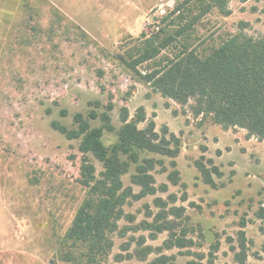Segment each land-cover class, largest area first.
<instances>
[{
  "label": "rangeland",
  "instance_id": "374dc122",
  "mask_svg": "<svg viewBox=\"0 0 264 264\" xmlns=\"http://www.w3.org/2000/svg\"><path fill=\"white\" fill-rule=\"evenodd\" d=\"M182 1L0 0V264H84L83 249L64 239L89 196L79 180V139H67L51 122L74 128L75 113L108 105L115 129L125 107L128 120L142 116L138 128L152 121L159 134H175L180 146L174 156L140 153L155 161L153 193L143 194L131 181L133 165L122 175L123 217L99 264H150L161 255L165 264H238L240 232L245 263L264 264V138L193 115L192 101L180 106L162 97L121 59L142 32L151 34L149 25L164 26L162 16ZM228 8L226 15L213 7L201 16L185 30L184 42L204 51L239 32L264 33V0H229ZM190 10L169 27L198 12ZM102 139L110 145L116 134L104 130ZM88 157L100 177L102 164ZM198 164L218 170L211 173L213 185ZM161 210L175 220L171 232H184L191 244L167 249L169 230L144 228ZM69 250L73 261L64 257Z\"/></svg>",
  "mask_w": 264,
  "mask_h": 264
},
{
  "label": "trees",
  "instance_id": "16d2710c",
  "mask_svg": "<svg viewBox=\"0 0 264 264\" xmlns=\"http://www.w3.org/2000/svg\"><path fill=\"white\" fill-rule=\"evenodd\" d=\"M228 3L229 0H183L162 16L160 22H165L164 26L149 25L153 28L151 34L147 36L142 32L135 39L136 44L128 58L123 56L121 59L128 69L162 97L180 106L192 101L190 108L193 115L201 119L210 117L224 129L240 127L249 136L264 138V33L254 37L239 32L204 51L184 42L186 29L213 7L228 14ZM191 8L198 12L187 23L172 30L169 26L176 19H181L185 10L190 12ZM143 63L146 64L144 71L138 68ZM96 104L99 105L98 102ZM111 109L112 106L108 105L102 111L92 109L86 114L75 113L74 128H68L58 121L51 122L52 128L67 139H79L78 147L82 153L79 180L89 187V196L76 209L64 239L73 248L83 249L84 264H99L112 245L110 235L123 217L122 206L128 195L123 187L122 175L133 165L131 181L141 187L143 194H151L155 189L149 171L155 161L140 157V153L147 151L174 156L180 146L175 134H159L154 130L152 121L144 128H138L137 121L142 120V116L137 120H128L125 107L120 109L123 124L115 129L109 115ZM92 120L100 124L92 125ZM104 130L116 134L114 143H104ZM89 154L102 164L98 178L94 164L88 159ZM198 167L204 181L213 185L211 173L220 174L218 170H210L203 164H198ZM157 200L161 201L160 198ZM156 203L160 208L165 205ZM173 209L178 211L177 216L182 214V208ZM168 215L167 211H159L153 222L146 223L144 228L154 232L169 230V237L164 241L167 249L191 244V239L186 238L184 232L177 236L171 232L175 220L167 219ZM158 218L162 219L159 223ZM240 234L235 258L238 264H246L244 235L242 232ZM64 255L67 260L76 259L72 250ZM166 259L167 256L161 255L150 264H165Z\"/></svg>",
  "mask_w": 264,
  "mask_h": 264
},
{
  "label": "built area",
  "instance_id": "2783aa9c",
  "mask_svg": "<svg viewBox=\"0 0 264 264\" xmlns=\"http://www.w3.org/2000/svg\"><path fill=\"white\" fill-rule=\"evenodd\" d=\"M162 13H164V10H161Z\"/></svg>",
  "mask_w": 264,
  "mask_h": 264
}]
</instances>
